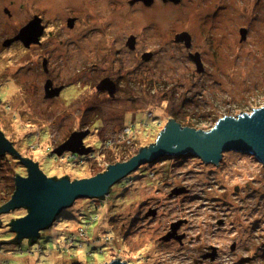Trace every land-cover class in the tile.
<instances>
[{
  "label": "rangeland",
  "instance_id": "1",
  "mask_svg": "<svg viewBox=\"0 0 264 264\" xmlns=\"http://www.w3.org/2000/svg\"><path fill=\"white\" fill-rule=\"evenodd\" d=\"M98 1L88 0L89 13L101 9ZM110 4L98 11L105 15L102 24L94 19L84 43L69 49L54 38L56 10L48 7L45 73L42 60L33 61L36 51L29 54L17 40L3 44L34 2L0 0V130L48 177L89 178L127 161L155 142L168 118L209 130L223 114L264 104V0H208L207 43L190 17L156 12L158 27L144 31L152 33L151 42L140 39L157 50L148 62L140 44V51L125 44L145 22L136 24L127 13L121 30ZM161 14L171 16L164 29ZM184 27L195 35L194 45L208 50L202 68L189 57L194 49L170 38V28ZM46 78L66 86L59 96L46 95ZM106 78L112 93L98 88ZM85 130L87 153L56 152ZM17 175H27L20 156L0 155V206ZM26 213L21 207L0 214V240L12 238L8 223ZM176 224L175 233L185 224L182 245L174 239ZM19 244L0 242V264H105L115 257L130 264H264V163L235 149L223 151L218 165L191 152L162 155L140 164L104 197L76 198L34 243L24 238ZM205 250L211 257L200 261Z\"/></svg>",
  "mask_w": 264,
  "mask_h": 264
},
{
  "label": "water",
  "instance_id": "2",
  "mask_svg": "<svg viewBox=\"0 0 264 264\" xmlns=\"http://www.w3.org/2000/svg\"><path fill=\"white\" fill-rule=\"evenodd\" d=\"M36 17L19 32L3 42L8 46L16 40L36 42L40 35ZM245 38L246 29H240ZM190 39L188 32L178 34V39ZM194 60L198 62L197 57ZM200 68V64H199ZM109 78L103 80L98 88L103 86L112 93L113 86H109ZM103 85V86H102ZM50 81L45 88L48 90ZM62 86L46 92L47 96L58 95ZM237 116L225 115L217 120L209 130L202 128L181 126L174 118H168L164 128L158 134L155 142L141 146L138 154L124 162L107 164V169L97 175L70 180L67 174L60 178L46 176L39 165L31 159L19 154L0 130V155L5 152L18 154L21 163L27 168V175L15 177V190L10 199L0 206V214L16 208H25L27 213L21 217L11 219L8 223L10 231L16 233L17 240L38 238L40 231L50 227L61 211L69 207L79 197H99L108 194L110 187L118 180L135 170L140 164L155 160L162 155H180L191 152L206 163L218 165L223 151L235 149L253 155L256 160L264 163V104L252 107L249 111H240ZM87 130L74 132L70 138L59 147L56 152L70 150L76 153L86 152L83 146V136ZM88 151V149H87ZM10 239L0 240L9 242ZM105 264H130L115 257ZM132 264H146L145 261L135 260Z\"/></svg>",
  "mask_w": 264,
  "mask_h": 264
},
{
  "label": "flooded vegetation",
  "instance_id": "3",
  "mask_svg": "<svg viewBox=\"0 0 264 264\" xmlns=\"http://www.w3.org/2000/svg\"><path fill=\"white\" fill-rule=\"evenodd\" d=\"M27 2H34V5L27 8L25 13V19L22 22V25H27L30 21H32L35 17L38 19V27H40V35L38 37V40L36 42H29L26 44L25 42L17 40V42H20L23 46V48L27 51H29V54L32 52H37V54H34L33 61L41 62L40 64L42 67V70L45 73H48V64L50 63V56L49 54L44 51L43 48V40L45 35H50L51 30H49V22H47L45 16L49 14L48 7L51 5H54L56 12L54 14L55 19V26L56 29L53 31L54 38L59 41V43H66L65 45L68 49L71 47H77L78 44L84 43V39L88 33L89 29H94L93 27V20L97 19L99 17L101 24L102 19L105 20L103 12L102 11L103 5L107 4V0H99L98 4L101 7L100 10H95V12H90L89 9H91V6H88V0H26ZM208 0H110V5H112L113 13L117 15V20H121V30L122 28L125 29V16L127 13H132V16L134 17V20H136V24H139L143 21L145 22V26L142 27L139 31V34L133 32L130 33L131 38L126 41V46L135 50L139 48V44L141 45V40L146 39L151 42V36L152 33L145 34L144 31H146L147 28H150L151 30L154 27H158V22L154 21V16L156 15V12H163V13H175L176 10L179 14L183 16V18L190 17L193 27H201L202 29L200 32H202L201 36L204 38L202 40L203 43H207V39L210 37V30L212 25V18H208L209 15L205 12V6ZM189 5V7H188ZM211 8V5L207 7L209 10ZM7 10V9H6ZM105 11V10H104ZM8 13V12H7ZM106 13V12H104ZM9 14V13H8ZM162 22L159 26H161L162 29H164L167 25L168 21H170L171 16H168L166 14H161ZM170 18V19H169ZM182 18V20H183ZM21 26V27H23ZM51 26V25H50ZM20 27V28H21ZM137 27V26H136ZM18 29V31L20 30ZM91 29V30H92ZM18 31L13 34L15 36ZM170 38L175 40L176 44L179 46V44H187L188 40L183 38L178 39V34L188 32L189 39H190V45L189 48L194 49L195 53L189 54L190 59L194 61L196 64V67L202 68L203 66V58L207 55L208 50H202L194 45L195 43V35L192 33V31L188 28H178V30H173L170 28L169 30ZM124 31H121L123 33ZM114 34V31L111 32V34ZM52 35V34H51ZM166 35V36H165ZM164 39L166 41L167 33L164 32L163 35ZM174 37V38H173ZM89 39V42H92L93 44V37L92 40ZM122 39V35H121ZM141 39V40H140ZM170 39V40H171ZM120 40V39H119ZM212 38H209L210 42ZM142 46V45H141ZM143 50L140 52L141 58L144 60V62L151 61L154 56L156 55L157 50L147 49L145 48V45L142 46ZM83 49V48H82ZM120 49H121V41H120ZM137 50V51H138ZM211 50V49H210ZM197 57L199 64L197 61L194 60ZM31 60V59H30ZM38 65V64H37ZM47 81H50V86L48 87V90L45 88V84ZM103 86V85H102ZM57 87H60V85H55L51 78H46L43 85L44 92H48L50 90H55ZM66 86H62V89L59 93L63 91V89ZM104 87V86H103ZM116 88V86H115ZM58 94L57 96H59ZM182 225L185 224H179V228L177 232L175 233L176 227H172L174 231V239L179 242V244L182 245V240L187 235L185 231L182 230ZM215 252V251H214ZM217 252V251H216ZM211 252L206 251L205 253L201 255V258L199 259L202 261V259L205 258V256H210ZM216 255V253H215ZM203 256V257H202ZM211 257V256H210ZM217 257V256H216ZM213 258V257H212Z\"/></svg>",
  "mask_w": 264,
  "mask_h": 264
},
{
  "label": "trees",
  "instance_id": "4",
  "mask_svg": "<svg viewBox=\"0 0 264 264\" xmlns=\"http://www.w3.org/2000/svg\"><path fill=\"white\" fill-rule=\"evenodd\" d=\"M176 120V119H175ZM177 121V120H176ZM178 122V121H177ZM73 157H75V156H73ZM55 178H57V177H55ZM11 191H10V196L13 194V192H14V190H15V178H13V185L11 186V189H10ZM36 239L37 238H35V239H28V241H29V243L30 244H32V243H34L35 241H36ZM9 242H12V243H17V244H19V242H21V240L19 241V240H17V237H16V233H13L12 234V238L10 239V241ZM19 246L21 247V245L19 244Z\"/></svg>",
  "mask_w": 264,
  "mask_h": 264
}]
</instances>
